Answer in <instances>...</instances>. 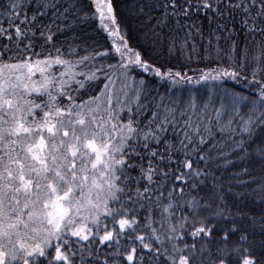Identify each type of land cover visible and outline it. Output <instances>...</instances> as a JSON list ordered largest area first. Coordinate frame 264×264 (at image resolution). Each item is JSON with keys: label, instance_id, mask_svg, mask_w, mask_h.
<instances>
[{"label": "snow or ice", "instance_id": "snow-or-ice-1", "mask_svg": "<svg viewBox=\"0 0 264 264\" xmlns=\"http://www.w3.org/2000/svg\"><path fill=\"white\" fill-rule=\"evenodd\" d=\"M0 264H264V0H0Z\"/></svg>", "mask_w": 264, "mask_h": 264}]
</instances>
